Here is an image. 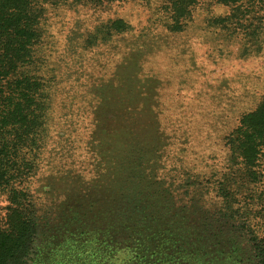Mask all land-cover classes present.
Wrapping results in <instances>:
<instances>
[{
  "label": "rangeland",
  "instance_id": "obj_1",
  "mask_svg": "<svg viewBox=\"0 0 264 264\" xmlns=\"http://www.w3.org/2000/svg\"><path fill=\"white\" fill-rule=\"evenodd\" d=\"M34 2L46 11L50 36L43 58L55 93L37 170L27 184L40 214L65 197L55 189L58 186L50 191L47 186L73 175L92 182L98 179L92 164L105 158L112 164L131 162L124 158V145L105 152L93 144L102 97L112 109L114 103H122L125 115L136 118L129 130L133 135L127 137L130 158L135 150L150 154L158 149L159 158L140 170L154 172L159 194L161 178L174 197V208L186 213L192 206L218 208L212 185L233 178L230 174L236 169L225 138L264 96V3L197 0L187 25L171 33L164 9L169 4L163 0H119L97 9L54 8L48 3L52 0ZM117 18L133 30L107 44L88 45L86 38L97 25ZM145 118L151 120L147 123ZM62 139L66 140L60 148ZM261 167L259 184L251 190L256 197L264 191V158ZM106 204L99 210L103 215ZM7 205L6 194L0 191V218ZM186 226L192 230L194 224L187 221ZM221 249L234 251L228 245ZM196 251L183 258L136 263L119 247L115 254H104V260L105 264H246L248 258L240 261L239 256L222 254L212 261Z\"/></svg>",
  "mask_w": 264,
  "mask_h": 264
},
{
  "label": "trees",
  "instance_id": "obj_2",
  "mask_svg": "<svg viewBox=\"0 0 264 264\" xmlns=\"http://www.w3.org/2000/svg\"><path fill=\"white\" fill-rule=\"evenodd\" d=\"M66 1L70 0L48 3L54 8L97 9L119 0ZM163 2L169 4L164 7L166 29L180 32L197 0ZM45 13L34 0H0V191L8 203L0 218V264H92L94 258V264H105L104 254H115L119 247L136 263L183 258L197 249L200 257L212 261L228 254L239 256L240 261L248 256L246 264H264V191L257 197L251 191L262 177L264 96L225 138L236 169L230 174L233 178L212 185L218 208L208 211L192 206L189 213L174 208V197L161 178L159 194L154 172L140 170L159 158L158 149L150 154L135 150L130 158L128 146L132 145L127 137L133 135L129 130L136 118L125 115L122 103H114L112 109L102 97L93 144L105 152L124 145V158L131 162L112 164L105 158L95 161L97 166L92 164L98 177L92 182L73 175L47 186L48 191L56 189L65 197L40 214L27 184L37 170L55 95L43 58L50 36ZM132 30L123 19H111L97 25L86 40L89 46H100ZM150 120L145 118L147 123ZM65 140L58 142L60 148ZM105 204L108 210L103 215L100 208ZM187 221L194 224L192 230ZM241 244L245 252L240 253ZM224 245L234 251L226 253L221 249Z\"/></svg>",
  "mask_w": 264,
  "mask_h": 264
}]
</instances>
